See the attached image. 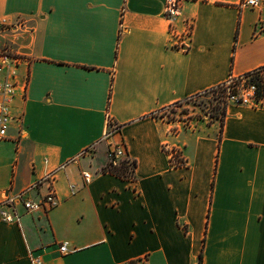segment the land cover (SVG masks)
Listing matches in <instances>:
<instances>
[{"label": "crops", "instance_id": "crops-1", "mask_svg": "<svg viewBox=\"0 0 264 264\" xmlns=\"http://www.w3.org/2000/svg\"><path fill=\"white\" fill-rule=\"evenodd\" d=\"M244 1L181 0L178 26L194 29L180 49L165 0H0L15 54L30 61L13 102L21 118L0 141V191L56 170L60 201L30 214L17 204L19 222L0 214V264H31L30 251L45 264H264V108L230 104L220 122L189 126L162 115L264 70V0ZM110 141L136 162L135 181L105 171ZM166 142L186 166L170 167Z\"/></svg>", "mask_w": 264, "mask_h": 264}, {"label": "built area", "instance_id": "built-area-1", "mask_svg": "<svg viewBox=\"0 0 264 264\" xmlns=\"http://www.w3.org/2000/svg\"><path fill=\"white\" fill-rule=\"evenodd\" d=\"M244 4L251 7H259L261 3L257 0H245ZM164 16L169 22V35L175 40L176 46L180 49L188 48L191 42L194 25L191 21H186L184 27L180 30L178 23L181 16V0H165ZM11 26L6 21L0 20V33L11 31ZM29 59L9 52H0V141L9 138V131L12 124L20 120V116L13 113V102L18 93L27 92V81L21 83L19 69L22 65H29ZM257 71L247 73L235 77L230 75L229 80L224 83L225 86H230L231 83L241 81V85L237 87V92L230 96V104L240 106H253L264 108V99L258 97L259 87L255 83L250 82L251 76ZM179 128H173L172 132H177ZM118 131V126L110 123L109 130L105 135L108 139L113 132ZM108 151V162L106 171L111 172L114 168L124 167L125 179L130 181L136 180V162L129 156L126 147L122 144H112ZM94 146H91L83 151L82 154L89 155L92 153ZM163 149L167 153L171 168H178L187 165V159L184 155L183 148L178 145H171L166 142L163 144ZM57 171H53L46 175L41 181L29 187L18 195H9L0 191L3 199L0 201V214L4 221L19 222L21 215L17 211V204H23L26 214L37 211L50 212L59 206V198L54 188ZM83 178L86 184L92 181V174L89 172L83 173ZM43 183H49V192L40 200L35 201L27 199L26 195L29 191L39 187ZM59 251L62 255H68L72 251L68 242H63L59 245ZM29 260L31 264H45L42 255L35 251H30Z\"/></svg>", "mask_w": 264, "mask_h": 264}, {"label": "rangeland", "instance_id": "rangeland-1", "mask_svg": "<svg viewBox=\"0 0 264 264\" xmlns=\"http://www.w3.org/2000/svg\"><path fill=\"white\" fill-rule=\"evenodd\" d=\"M14 35L13 31L0 33V52L16 53ZM249 81L258 85V97L264 99V70L254 73ZM240 85L241 81H236L229 87L221 86L211 89L166 109L162 115L170 120L185 121L184 126H189L191 120L201 118L220 122L225 116L226 108L230 105V96L237 92V87Z\"/></svg>", "mask_w": 264, "mask_h": 264}, {"label": "trees", "instance_id": "trees-1", "mask_svg": "<svg viewBox=\"0 0 264 264\" xmlns=\"http://www.w3.org/2000/svg\"><path fill=\"white\" fill-rule=\"evenodd\" d=\"M221 86H225V84H222V85L218 86L217 88H219ZM214 89H216V88H214ZM125 170L126 169L124 167L114 168V170H112L111 173H113L114 175H117L121 178H125L126 177ZM105 171H106V168H105ZM200 264H201V261H200Z\"/></svg>", "mask_w": 264, "mask_h": 264}]
</instances>
